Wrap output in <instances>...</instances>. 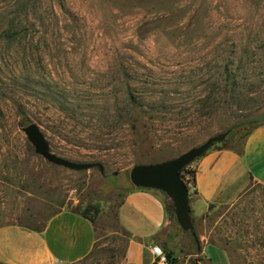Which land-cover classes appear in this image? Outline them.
<instances>
[{
  "label": "rangeland",
  "instance_id": "374dc122",
  "mask_svg": "<svg viewBox=\"0 0 264 264\" xmlns=\"http://www.w3.org/2000/svg\"><path fill=\"white\" fill-rule=\"evenodd\" d=\"M263 121L264 0H0V226L85 212L99 242L82 264L121 259L133 165L225 132L216 144L241 149ZM32 122L53 152L105 172L49 162L22 130ZM171 219L176 264H205ZM208 230L231 264H264V185L216 210Z\"/></svg>",
  "mask_w": 264,
  "mask_h": 264
},
{
  "label": "crops",
  "instance_id": "0c3cea01",
  "mask_svg": "<svg viewBox=\"0 0 264 264\" xmlns=\"http://www.w3.org/2000/svg\"><path fill=\"white\" fill-rule=\"evenodd\" d=\"M193 164L197 171L190 208L197 239L193 234L184 238L196 244V256L205 264H231L228 251L210 239L208 228L216 210L234 205L252 186L264 185V123L248 133L241 149L216 144ZM168 200L160 190L136 186L123 195L117 220L127 238L122 257L114 264H154L153 244L167 247L178 261L184 258L183 251L168 241L174 226ZM98 242L97 221L65 206L41 229L0 226V264H82Z\"/></svg>",
  "mask_w": 264,
  "mask_h": 264
},
{
  "label": "water",
  "instance_id": "95a60500",
  "mask_svg": "<svg viewBox=\"0 0 264 264\" xmlns=\"http://www.w3.org/2000/svg\"><path fill=\"white\" fill-rule=\"evenodd\" d=\"M35 152L49 162L71 170H86L99 167L105 172L102 162H82L61 156L52 151L50 141L39 124L32 122L22 127ZM228 132L211 135L204 142L193 146L175 158L153 163H138L131 167L130 179L136 187L157 189L164 192L172 201L177 222L195 239L197 233L190 208V189L181 175L184 167L204 155L213 145L225 140Z\"/></svg>",
  "mask_w": 264,
  "mask_h": 264
},
{
  "label": "trees",
  "instance_id": "16d2710c",
  "mask_svg": "<svg viewBox=\"0 0 264 264\" xmlns=\"http://www.w3.org/2000/svg\"><path fill=\"white\" fill-rule=\"evenodd\" d=\"M259 123H264V121L263 122H259ZM259 123H257V124H259ZM256 124V125H257ZM255 125V126H256ZM254 126V127H255ZM253 127V128H254ZM252 128V129H253ZM251 129V130H252ZM250 130V131H251ZM248 135V134H247ZM191 165H187L186 167H184L183 169H182V171H181V175H182V177L184 178V180H185V182H186V184L188 185V187H189V189L191 188V186L192 185H195V183H196V171H197V169H196V167H190ZM96 209V211H97V213H99V208H95ZM167 209H168V211H169V213L171 214V216L172 217H174V215H175V208H174V205H173V203L172 202H168L167 203ZM79 211V210H78ZM57 212V211H56ZM55 213V212H54ZM53 213V214H54ZM83 214H85V215H87L85 212H82ZM53 214H51V215H53ZM50 215V216H51ZM49 216V217H50ZM87 216H89V215H87ZM176 216V215H175ZM49 217H47L46 219H45V222H43V223H41V225L40 226H37V227H34V228H36V229H41L45 224H46V222H47V220H48V218ZM91 217V216H90ZM91 219H93L94 220V218L93 217H91ZM165 249V251H166V253H167V255H168V257H169V259H170V261H171V264H176L177 262H178V258L176 257V256H174V254H173V252L171 251V250H169L167 247H165L164 248ZM154 264H156V263H154ZM195 264H199V263H195ZM202 264V263H201Z\"/></svg>",
  "mask_w": 264,
  "mask_h": 264
},
{
  "label": "built area",
  "instance_id": "2783aa9c",
  "mask_svg": "<svg viewBox=\"0 0 264 264\" xmlns=\"http://www.w3.org/2000/svg\"><path fill=\"white\" fill-rule=\"evenodd\" d=\"M152 253L155 257L156 264H171V261L165 249L159 244H153L151 247Z\"/></svg>",
  "mask_w": 264,
  "mask_h": 264
}]
</instances>
